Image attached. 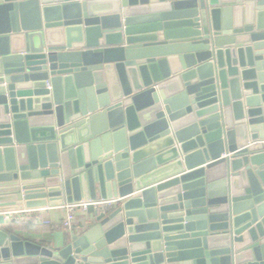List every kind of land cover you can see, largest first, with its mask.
Returning <instances> with one entry per match:
<instances>
[{
  "label": "water",
  "instance_id": "95a60500",
  "mask_svg": "<svg viewBox=\"0 0 264 264\" xmlns=\"http://www.w3.org/2000/svg\"><path fill=\"white\" fill-rule=\"evenodd\" d=\"M0 264H264V0H0Z\"/></svg>",
  "mask_w": 264,
  "mask_h": 264
},
{
  "label": "crops",
  "instance_id": "0c3cea01",
  "mask_svg": "<svg viewBox=\"0 0 264 264\" xmlns=\"http://www.w3.org/2000/svg\"><path fill=\"white\" fill-rule=\"evenodd\" d=\"M62 206L64 203L56 207L24 209V212H28V218L18 224L13 223L12 228L25 239H33L37 243L41 241L43 242L41 245L44 246H59L72 235L79 234L91 227L96 216L105 210V207H90L85 212L76 210L72 226L64 228L62 223L68 212Z\"/></svg>",
  "mask_w": 264,
  "mask_h": 264
},
{
  "label": "built area",
  "instance_id": "2783aa9c",
  "mask_svg": "<svg viewBox=\"0 0 264 264\" xmlns=\"http://www.w3.org/2000/svg\"><path fill=\"white\" fill-rule=\"evenodd\" d=\"M113 203L111 200H106V201H87V202H78V203H70V204H64L62 208H64L67 212L68 215L66 219L63 221L62 225L64 228H70L72 226L73 220H74V212L76 210L80 211H87L88 208L94 207H106L109 206ZM5 218H8L9 220L12 221L14 224H18L24 219H27L28 217V212L20 211V212H14V213H3Z\"/></svg>",
  "mask_w": 264,
  "mask_h": 264
}]
</instances>
